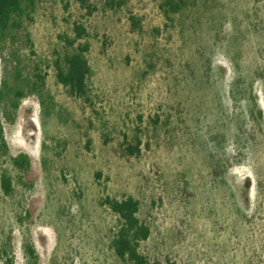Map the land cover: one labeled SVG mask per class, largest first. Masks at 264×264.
<instances>
[{
	"label": "rangeland",
	"instance_id": "1",
	"mask_svg": "<svg viewBox=\"0 0 264 264\" xmlns=\"http://www.w3.org/2000/svg\"><path fill=\"white\" fill-rule=\"evenodd\" d=\"M35 1L31 58L54 106L45 115L29 97L3 122L10 154L31 161L23 174L0 156L13 185L9 196L0 185V247L14 264H30L29 242L38 264H122L107 196L140 201L151 263L264 264V0H188L173 21L163 0H91L98 11L83 20L74 0ZM75 20L89 33L93 106L66 93L52 64Z\"/></svg>",
	"mask_w": 264,
	"mask_h": 264
},
{
	"label": "trees",
	"instance_id": "2",
	"mask_svg": "<svg viewBox=\"0 0 264 264\" xmlns=\"http://www.w3.org/2000/svg\"><path fill=\"white\" fill-rule=\"evenodd\" d=\"M74 1L85 10L82 20L98 11V7L91 0ZM35 3V0H0V156L7 157L11 165L23 174L31 169L30 158L26 153L10 154L3 122L14 124L21 103L29 97H35L39 101L45 115H50L54 106L53 98L46 90L47 73L41 63L31 58L35 51L29 25L33 21ZM126 3L127 0H104L102 9L118 10ZM188 4V0H163L160 9L167 21H173L175 16L184 13ZM65 8H68L67 4ZM82 20L73 21L71 35L60 36L63 47L57 52L52 64L56 81L65 88L66 93L93 106L90 86L93 71L87 58L90 50L87 41L89 33ZM129 20L131 30H141V19L138 16L130 14ZM135 141L136 143L125 142L123 149L129 156L140 153L141 141L138 136ZM0 185L6 196L13 193L12 179L6 172L0 176ZM101 203L117 216L111 248L122 264H177L169 258L165 262L156 260L151 263L141 252V243L149 238L151 230L138 216V199L133 196L122 199L107 196ZM9 248L0 247V264H14ZM24 250L29 263L38 264L39 256L33 244L25 243Z\"/></svg>",
	"mask_w": 264,
	"mask_h": 264
}]
</instances>
